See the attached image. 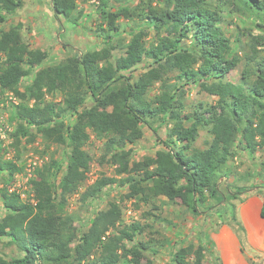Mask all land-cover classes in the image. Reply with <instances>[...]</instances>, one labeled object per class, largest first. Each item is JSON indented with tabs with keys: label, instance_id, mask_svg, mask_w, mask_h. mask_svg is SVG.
I'll use <instances>...</instances> for the list:
<instances>
[{
	"label": "trees",
	"instance_id": "1",
	"mask_svg": "<svg viewBox=\"0 0 264 264\" xmlns=\"http://www.w3.org/2000/svg\"><path fill=\"white\" fill-rule=\"evenodd\" d=\"M117 1L116 11L109 12L102 0L97 12L101 23L96 33L103 44L75 48L71 56L38 69L35 67L46 53L29 47L21 26L0 29V94L12 92L19 99L10 115L15 122V145L21 137L31 141L39 135L46 146L70 148L66 159L51 158L35 170L27 199L8 186L23 166L0 156V171L7 172L5 185L0 187L5 208L0 238H8L22 252L12 258L0 256V264H118L122 258H130L131 264H153L151 259L142 261L150 241H134L144 226L133 222L119 227L123 220L119 202L109 201L82 231L66 213L67 197L86 179L88 155L82 148L88 138L86 128L107 137L105 156L115 176L95 179L82 193L83 201L97 197L106 184H115L128 188L123 198L138 197L146 202L163 196L170 202L179 201L196 216L202 213L199 205L208 198L229 210L230 203L218 183L237 149L249 153L264 150V35L249 32V52L243 57L247 64L240 80L233 81L227 75L243 61L236 50L240 39L237 35L232 40L224 32L222 7L215 0H139L134 5L130 0ZM233 2L253 24L264 26V0ZM22 6L23 0H0V25ZM50 6L55 16L72 20L77 1L50 0ZM78 17L73 19L75 24ZM119 17L136 18L148 26L130 31L129 51L115 64L114 45L109 41L119 34ZM149 30L153 31L151 39ZM143 60L149 63L136 78L125 73ZM25 65L33 75L21 90ZM156 83L157 93L150 96ZM192 83L213 94L216 101L210 105L199 102L187 122L182 116L181 89ZM48 96L60 98L47 100ZM154 122L170 124L164 139L156 135ZM142 124L163 147L154 155L131 161L126 146L141 139ZM203 126L212 137L206 147L196 148L193 142ZM226 189L230 200L250 187L227 185ZM230 206L229 224L241 251L249 248L260 257L250 247L245 228ZM260 216L264 218V200ZM211 244L205 238L198 244L181 242L171 249L169 264H206V256L211 264H221Z\"/></svg>",
	"mask_w": 264,
	"mask_h": 264
},
{
	"label": "rangeland",
	"instance_id": "2",
	"mask_svg": "<svg viewBox=\"0 0 264 264\" xmlns=\"http://www.w3.org/2000/svg\"><path fill=\"white\" fill-rule=\"evenodd\" d=\"M76 1L77 7L73 13L72 20L67 21L63 16H55L54 12L49 14L50 0H23V6L9 16L7 21L0 25V29H8L19 21L23 39L28 43L29 47L38 48L46 53L45 59L35 69L56 64L76 52L75 48L89 49L103 44L102 37H99L96 33L100 31L97 30V26L101 23V18L98 17L97 12L102 5V0ZM103 1L107 4L109 12L116 11L119 1ZM215 1L222 7V28L224 32L232 40L237 35L240 39V44L237 45L236 50L243 58L244 54L249 52V32L254 35H264V26L259 27L253 24L254 20L252 21L251 17L238 10L233 0ZM130 2L134 5L139 0H130ZM35 8H38V11H34ZM79 13L82 14L80 17H78ZM75 17H78V24H75L73 20ZM116 24L119 28V34L114 35L109 41L111 45H114L112 60L115 64L129 51L130 31L138 26H148L136 18L127 20L123 17L117 18ZM103 25L106 28L104 23ZM149 31L151 39L153 31ZM31 35L38 38L43 37L46 40L49 39L51 45L48 46L47 43L42 45L40 42L37 44L33 43ZM242 60L227 75L229 79L233 81L240 80L241 71L247 64V59L243 58ZM148 63V60H143L125 73H130L133 78H136L138 74L146 70ZM24 67L26 73L19 84L21 90L25 88L29 82L28 79L33 75V71H30V68L26 65ZM158 85L156 83L151 89L149 92L150 96L157 93ZM181 92L183 93L181 98H183L185 104L182 116L186 118L187 122L191 119L189 117L194 110V106L198 105L199 102L210 105L216 101V97L201 89L198 83L184 86ZM59 98L60 96H48L46 99L56 101ZM18 102L19 99L12 92L6 91L2 95L0 94V145L2 148L0 156L3 160H12L23 166L21 172L13 175V180L8 186L10 190L22 189L29 196V194L31 195L29 182L35 175V170L51 158L66 159L70 148L58 144L46 146L39 135H35L31 141L27 140L26 137H21L19 138V144L15 145L12 135L15 130V122L10 119V115L13 111V105ZM152 125L158 127L156 134L158 138L164 139L170 124L154 122ZM141 129L143 132L141 139L133 145L129 144L126 146L130 151L131 161L140 160L145 155H154L157 149L163 147L157 136L146 124H142ZM86 131L88 138L82 146L88 155V169L85 171L86 179L76 193L67 197L66 205V213L74 218L75 224L79 225L81 231L88 228L97 211L105 209L109 201H116L119 202L122 208L123 220L119 227L133 222H139L144 226V230L141 233H137L134 237V241H150V247L147 250H143L144 258L142 261L151 259L153 264H169V254L174 246H178L181 242L198 244L205 238L211 240V248L216 252L221 264H231L233 263L231 259L234 258L237 261L239 260L241 264L242 262L243 264H252L253 262L264 264V249H255L249 244L253 250L261 255L260 257H257L256 253L249 248L246 251H241L237 234L232 229L231 224H229L232 209L230 205L234 206L236 216L244 226L246 235L247 229L254 226L259 220H263L260 216V207L264 200V150L262 148H258L253 153L237 149L232 159L226 163L223 169L224 175L220 177L218 185L225 199L230 203L229 210L224 211L222 207L216 206V201L208 198L199 205L202 213L196 216L179 201L170 202L162 196L152 197L146 202L141 201L138 197L123 198L125 193L128 192V188L119 187L115 184H106L103 192L99 193L97 197L83 201L82 193L95 179L100 176H115L114 167L107 162V156H105L107 137L103 135L97 136L89 128H86ZM211 137L208 128L203 126L200 128L193 146L204 148ZM29 160L35 161L36 165L34 168L31 167L32 175L27 182L28 175L25 167ZM64 166H66V162ZM63 172L64 170L60 171L58 177ZM0 179L2 181L0 182V187H2L5 185L3 180L7 179L6 171H0ZM227 185L233 187L246 186L250 187V190L238 194L236 199L229 200ZM253 197L258 199V204L251 200ZM208 206H212V208L207 209ZM4 213L5 208L0 200V218ZM256 237V235H253L252 238L255 240ZM126 242L127 244L129 243L128 240ZM233 248L234 250H232ZM232 252H235V255L231 256ZM21 255L22 252L14 244L10 243L8 238H0V256L12 258ZM129 259L122 258L118 264H131ZM205 263L211 264L209 256L205 257Z\"/></svg>",
	"mask_w": 264,
	"mask_h": 264
},
{
	"label": "crops",
	"instance_id": "3",
	"mask_svg": "<svg viewBox=\"0 0 264 264\" xmlns=\"http://www.w3.org/2000/svg\"><path fill=\"white\" fill-rule=\"evenodd\" d=\"M48 10H49V14L51 12H53V11H51L52 10L51 7ZM17 11H18V9L16 10V12ZM34 11H38V8H35ZM67 21H69V20H67ZM15 25H21V23L18 21ZM75 29H76V26H75ZM96 37L98 38V36H96ZM31 41L33 43H36V44L38 42H40L42 45H44L46 43L48 44V46L51 45V43L49 42L50 41L49 39L46 40L43 37L42 38H38V37H36L34 35H31ZM63 53H64V51H63ZM163 198H165V197H163ZM251 200H253L256 204H258V199L256 197L251 198ZM261 207H262V203H261ZM261 207H260V209H261ZM254 219H255V217H254ZM263 232H264V218H263V220H259L258 223H256L251 228L247 229V241L251 245L252 248L261 249V250L264 249V246H263V243H264L263 242L264 241L263 240ZM253 235L257 236L255 240L252 238ZM232 243H233V241H232ZM232 250H234V248ZM232 253L233 254L231 256L235 255V252H232ZM225 254H226V251H225ZM231 262H233V263H231ZM231 262H230L231 264H241V262H239V260L238 261L235 260V258L231 259ZM242 264H243V262H242Z\"/></svg>",
	"mask_w": 264,
	"mask_h": 264
},
{
	"label": "built area",
	"instance_id": "4",
	"mask_svg": "<svg viewBox=\"0 0 264 264\" xmlns=\"http://www.w3.org/2000/svg\"><path fill=\"white\" fill-rule=\"evenodd\" d=\"M35 165H36L35 161L32 162L31 160H29L28 163H27V166L25 167V171L27 172V175H28L27 182L31 178L32 168H34ZM17 191L19 192L20 197L22 199H27L28 198V194L24 193V191L22 189L17 190ZM29 196H30V194H29Z\"/></svg>",
	"mask_w": 264,
	"mask_h": 264
}]
</instances>
